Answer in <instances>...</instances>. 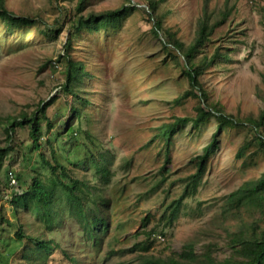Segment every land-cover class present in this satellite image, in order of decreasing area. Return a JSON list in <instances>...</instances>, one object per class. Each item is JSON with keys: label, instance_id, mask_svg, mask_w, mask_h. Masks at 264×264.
I'll list each match as a JSON object with an SVG mask.
<instances>
[{"label": "rangeland", "instance_id": "1", "mask_svg": "<svg viewBox=\"0 0 264 264\" xmlns=\"http://www.w3.org/2000/svg\"><path fill=\"white\" fill-rule=\"evenodd\" d=\"M1 1L35 25L0 19V149H12L1 159L0 264L241 263L237 252L264 234V195L246 193L264 173V128L255 125L264 107V0H162L152 12L149 0ZM124 9L109 25L76 27ZM166 11L162 27L184 48L204 15L213 24L227 14L195 55L199 85L166 34L153 32ZM216 52L223 58L204 65ZM68 60L83 67L72 91L87 104L63 90ZM45 103L35 150L25 120ZM198 109L235 124L219 129L212 115L194 125ZM33 178L78 180L87 196L73 207L56 185L48 228L34 211H11ZM39 242L52 249L32 263ZM137 243L150 248L131 251Z\"/></svg>", "mask_w": 264, "mask_h": 264}, {"label": "trees", "instance_id": "2", "mask_svg": "<svg viewBox=\"0 0 264 264\" xmlns=\"http://www.w3.org/2000/svg\"><path fill=\"white\" fill-rule=\"evenodd\" d=\"M162 0H149L148 8L150 11H154L156 7L158 6L159 2ZM127 13V10H113V11H106L103 13H100L98 15H89L87 19L85 20H78V23H76V27H100V26H106L115 21L116 19H121L125 14ZM148 16L151 17V13L147 12ZM167 13L163 12L160 13L156 18H153V32L158 34H166L165 42L171 45L175 50L181 52L183 55V60L185 62V68H186V74L188 79L190 80L191 84L199 85L195 77L198 75H202V69L200 61H196L195 55L196 53L204 47V44L209 39L211 33L215 28L220 26L224 20L227 17V14L223 13L221 15L220 20L215 21L213 24H210L208 18H205V15L202 17V19L199 20L196 30V37L194 40V43L187 48H184V45L171 34H169L167 31H165L162 27V16ZM0 19L4 22V25L6 27H31L35 25V22L31 19L24 18V17H18L6 10L3 7L2 1L0 0ZM58 33V30H55V34ZM216 58L220 59L223 58L222 54L216 52L211 57L207 58L204 57L203 63L204 65L208 66L210 63H212ZM85 75V72L83 71L82 65L76 62H72L68 60L66 62V79L65 84L63 85V90L67 94L73 96L75 99H77L81 103H86V99L80 98L78 94L73 93L72 85L74 82H79L80 78ZM264 79V74H263ZM78 93V92H77ZM191 94V93H190ZM189 93H185L182 98L187 97ZM205 96L206 94L203 93ZM49 103H45L43 106H40L34 114H32L27 120H25L26 125H28L30 129V137L32 141V148L38 149L40 145L38 144V137L40 134V122L42 118H45L46 109ZM74 111V114L79 117L80 110L79 109H72ZM219 114H212V112H203L202 109L197 110V116L195 119H193L194 125H198L202 123V121L207 116H214L220 120V124L218 125V128L229 126V124H235L233 120L230 118L224 116L221 114V112L218 110ZM233 121V122H232ZM15 124V122H12ZM177 124H173L172 126H166L164 130V135L167 137L169 134H171ZM256 128L262 129L264 128V107L260 111L259 118L255 122ZM16 126V124H15ZM8 138H11L10 130L7 129ZM264 133L261 131L258 135V140L264 144ZM10 151L12 149L10 147L0 149V171H1V159L4 156H7L10 154ZM205 159V158H203ZM204 161V160H203ZM103 170L100 168L96 170L97 173L101 174ZM14 176V175H13ZM61 177V176H60ZM14 179H17V177ZM55 185H44L41 181H39L36 178H33L30 182L29 188L25 190L24 192L20 193L19 195L14 194L12 198L10 199L9 203L11 205V211L15 215L17 209L22 210H30L34 211L36 213V217L46 225V227H52L53 225V203L55 201V191L58 188L56 185H58L60 188L59 191H64L66 193V197L68 202L75 204L73 207H78L76 203H79L81 198H86V185L84 182H80L78 180H68L67 182H64L62 179L57 178ZM240 193V192H239ZM247 197H253V195L263 194L264 195V173L263 175L254 183L251 184L250 189L246 190ZM81 197V198H80ZM90 229V228H89ZM17 237L22 239V235L18 232ZM94 234H91V239H94ZM150 248V245L147 244L146 246L137 243L134 244L131 248V251L133 250H142L146 252ZM52 249V247H49L48 244H41L40 242L37 243V245L28 253V257L30 256V260L33 263V258L37 256L38 259H43L44 255L47 251ZM237 253H241L243 257V261L241 263L236 264H264V234L263 236L256 241L248 242L246 243L241 250H239ZM166 264H183L179 261L175 260H169Z\"/></svg>", "mask_w": 264, "mask_h": 264}, {"label": "built area", "instance_id": "3", "mask_svg": "<svg viewBox=\"0 0 264 264\" xmlns=\"http://www.w3.org/2000/svg\"><path fill=\"white\" fill-rule=\"evenodd\" d=\"M12 180H13V183H14V181H15L14 178H12Z\"/></svg>", "mask_w": 264, "mask_h": 264}]
</instances>
